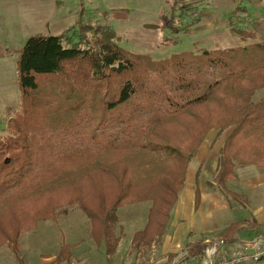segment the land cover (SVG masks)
Listing matches in <instances>:
<instances>
[{
    "label": "trees",
    "instance_id": "obj_1",
    "mask_svg": "<svg viewBox=\"0 0 264 264\" xmlns=\"http://www.w3.org/2000/svg\"><path fill=\"white\" fill-rule=\"evenodd\" d=\"M173 22L159 28L183 29ZM16 76L19 110L0 136V247L15 253L22 233L77 206L95 244L113 254L117 209L143 201L150 202L147 222L131 241L151 244L213 129H229L216 159L218 185L234 178L235 164L264 167V95L253 100L264 89V41L155 59L121 46L108 23L79 15L59 34L30 35ZM199 200L196 187L195 208ZM206 245L186 246L200 259ZM68 249L61 246L65 258Z\"/></svg>",
    "mask_w": 264,
    "mask_h": 264
},
{
    "label": "rangeland",
    "instance_id": "obj_2",
    "mask_svg": "<svg viewBox=\"0 0 264 264\" xmlns=\"http://www.w3.org/2000/svg\"><path fill=\"white\" fill-rule=\"evenodd\" d=\"M60 1L50 23L60 18L65 22L73 19L71 26L79 15L83 22H106L115 30L121 46L148 53L155 59L190 49L264 41V0ZM182 4H187L189 9L182 8ZM36 10V6L30 5L24 13H0V136L5 135L7 120L19 110L16 62L20 49L30 35L50 33L47 28L37 29L40 32L36 33V28L28 29ZM169 17L175 22L171 25L180 24L183 29L159 28ZM236 30L252 31L254 38H242ZM263 95L264 89H261L253 100ZM228 130L208 132L189 164L185 185L164 233L151 244L137 246L131 241L133 234L147 222L149 201L117 209L114 235L119 237V248L115 259L105 253L103 245L95 244L90 235V221L84 213L77 206H69L56 220L40 221L35 228L22 233L17 253L8 245L1 246L0 264H82L78 248H73L67 258L60 253L64 242L81 243L82 250L86 247L100 250L102 258L93 252L94 264H170L172 260L166 254L180 250L188 242L222 240L227 244L226 239L241 241L258 233L257 224L264 223V167L235 164L233 179L224 185L214 180L216 159ZM199 167L200 174L196 177ZM196 187L200 192L197 208L194 206ZM181 264H186V259Z\"/></svg>",
    "mask_w": 264,
    "mask_h": 264
},
{
    "label": "crops",
    "instance_id": "obj_3",
    "mask_svg": "<svg viewBox=\"0 0 264 264\" xmlns=\"http://www.w3.org/2000/svg\"><path fill=\"white\" fill-rule=\"evenodd\" d=\"M59 2H61V1L60 0H0V13L1 14L10 13L12 11L24 13L26 10V6H30V5L36 6L37 10L33 16L34 21H32V25L28 29H31L34 27V28H36L35 29V33H36V32H40V31H37V29L47 28L51 34H57L62 29H64L65 27L69 26L73 21V19H72V21H70V22H65L63 20L64 18H60V19H56V22H53L54 26H53V23H50V21L52 19V14L55 13V11L58 9V5L61 4ZM28 22H30V20H28ZM47 23L49 24L48 26H47ZM23 27L25 28V25ZM262 224H264V223H262ZM262 224H257V226L260 228L258 231L260 233L263 232V234H264V225H262ZM254 235L255 234H253L252 236H254ZM231 239L232 238L226 239L225 242H229V240H231ZM215 241H220V240H207L204 242L211 243V242H215ZM188 243H190V242H188ZM188 243H186L185 246H183V248H181L180 250H178L176 252H168L166 254V256L169 253H172V254H175L174 258L177 257L178 254H180L183 250L188 249L186 246ZM64 244L70 245L69 251H68L69 257H70V253L73 250V248H78V251H80L81 255H82V257H81L82 262H83L82 264H94L91 260V258H93L92 256H95L93 252H96L98 254V258L99 257L102 258V256H103V253L100 250L92 251L89 247H86V248H84V250H82L80 248L81 243H78L76 245L73 243L74 245H72V243L64 242ZM118 248L119 247L117 246L115 252L113 254H110V257H113L115 259L118 256ZM103 252H104V250H103ZM101 253H102V256H101ZM56 259H57V257L55 258V261H56ZM184 259H186V264H192L191 261L193 258L190 256L189 253H188V255H186L184 257L178 258L177 264H181V262ZM198 260L199 259H193V264H197ZM170 264H171V262H170Z\"/></svg>",
    "mask_w": 264,
    "mask_h": 264
},
{
    "label": "built area",
    "instance_id": "obj_4",
    "mask_svg": "<svg viewBox=\"0 0 264 264\" xmlns=\"http://www.w3.org/2000/svg\"><path fill=\"white\" fill-rule=\"evenodd\" d=\"M188 255V250L178 258ZM171 264H177L178 258ZM264 260V234L256 233L247 239L225 244L222 240L207 243L197 264H262Z\"/></svg>",
    "mask_w": 264,
    "mask_h": 264
},
{
    "label": "bare ground",
    "instance_id": "obj_5",
    "mask_svg": "<svg viewBox=\"0 0 264 264\" xmlns=\"http://www.w3.org/2000/svg\"><path fill=\"white\" fill-rule=\"evenodd\" d=\"M184 210H187V205H186V206H184Z\"/></svg>",
    "mask_w": 264,
    "mask_h": 264
}]
</instances>
